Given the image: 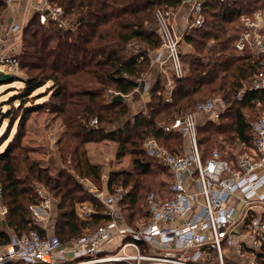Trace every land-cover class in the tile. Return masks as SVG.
<instances>
[{"label":"trees","instance_id":"16d2710c","mask_svg":"<svg viewBox=\"0 0 264 264\" xmlns=\"http://www.w3.org/2000/svg\"><path fill=\"white\" fill-rule=\"evenodd\" d=\"M51 1L63 8L70 27L64 28L55 21L41 23L39 13L32 17L26 30L30 31L38 48V71L23 79V86L17 89L19 105H12L0 115L2 120H9L11 133L14 113L22 111L16 116L23 129L27 117L49 100L39 101L40 98H65L68 92L67 98L78 96L81 100L71 105V113L65 119L68 128L74 129L71 137L78 139L71 155L82 178L100 182L103 176L101 165L89 159L86 147L89 142H116V158L127 157L133 165L131 170L112 169L107 182L110 193L119 185L128 190L118 203L123 222L135 226L149 217L147 199L151 191L144 201L141 192L145 187L155 186L156 190L152 191L162 199L172 195L170 180L173 176L143 147L145 140L155 138L171 152L183 153L185 136L180 131H168L164 126L194 110L197 103L209 95L224 96L228 105L220 118L205 123L199 121L197 136L203 159L217 146L224 157L230 158L231 148H236L238 143L243 148L252 144L250 122L242 109L255 106L258 99L264 104V91L248 90L242 100L237 94L264 70V57L249 51L240 52L235 43L244 30L241 16L264 10V0H208L204 26L190 30L185 36L192 48L181 49L185 77L174 78L172 100L167 101L165 79L159 76L151 87L152 97L146 113L134 110L126 98L136 88L143 87L144 82L138 78L150 69V51L162 44L156 32V8L177 10L182 0ZM68 75L75 76L74 80ZM51 81L50 90H40ZM70 81L77 89L74 92L69 91ZM94 118L97 124L91 125ZM9 133L0 140V186L2 204L7 207L6 217L1 221L5 228H0L2 244L9 243L12 234L22 235L34 229L46 234L42 226L34 222L30 208L40 202L34 193L33 179L43 182L59 199L55 233L63 243H70L112 219L99 199H94L96 209L90 220L81 218L74 202V194L83 188L81 182L69 176L55 177L27 154L23 157V167L20 154L16 152L19 143L12 140L1 148ZM227 149L230 150L227 152Z\"/></svg>","mask_w":264,"mask_h":264},{"label":"built area","instance_id":"2783aa9c","mask_svg":"<svg viewBox=\"0 0 264 264\" xmlns=\"http://www.w3.org/2000/svg\"><path fill=\"white\" fill-rule=\"evenodd\" d=\"M17 1L3 0L10 6ZM207 1L182 0L190 9L182 35L176 30L173 8L155 10L156 32L162 44L154 50L152 62L161 65L167 75L171 73L164 84L167 101L172 100L174 78L186 75L181 43L190 30L204 26ZM28 4L36 5L42 22L47 18L61 21L64 16L62 7L51 0H28ZM241 22L244 30L235 43L236 49L264 57V10L242 15ZM22 30L21 23L0 21L1 65L9 68L19 65L15 56L6 54L5 44ZM147 77L146 72L138 80L145 83ZM248 90L264 91V70L244 85L237 98L242 100ZM256 103L260 105L263 101L258 99ZM227 105L224 96H210L198 102L194 110L164 126L187 137L189 147L181 154L171 152L155 138L145 140L148 153L173 176L169 198L162 199L155 191L149 193L147 219L135 226L119 223L122 214L118 203L128 193L123 185L115 187L108 196L92 190L94 198L104 200L105 213L112 217L109 222L66 244L58 235H43L35 229L14 235L6 245L0 244V249H4L0 252V264H264V113L250 122L252 144L234 152L230 158L214 148L203 159L199 150V116L218 119ZM96 124L97 119H92L91 125ZM85 179L81 178L80 182ZM49 204L45 199L41 207L46 209ZM1 205L0 214L6 215L7 207ZM30 208L34 222L39 224V206L32 204ZM93 212L92 206H85L77 214L90 220ZM117 238L121 241L111 250Z\"/></svg>","mask_w":264,"mask_h":264},{"label":"rangeland","instance_id":"374dc122","mask_svg":"<svg viewBox=\"0 0 264 264\" xmlns=\"http://www.w3.org/2000/svg\"><path fill=\"white\" fill-rule=\"evenodd\" d=\"M5 6H0V21L5 22L7 18L12 19L15 23H21L23 25V30L21 33L13 34L9 38V41L5 44L6 54L13 55L19 60V65L9 68L0 64V73L3 75H9L10 78L0 80V114L2 112H7L12 105L15 107L19 105L18 100H16L17 89L23 86V79H26L29 75L37 73V68L39 65V60L37 56V46L36 42L32 40L30 31L26 30L29 26L30 20L35 14H38V10L33 9L29 10L26 14L23 10L21 15H25L22 20L18 19L16 16L13 17V13L15 12L14 5H6L3 0H0ZM1 5V4H0ZM14 7V8H13ZM63 9V8H62ZM18 11V10H17ZM20 14L18 16H20ZM41 19V23H50L52 21L58 22L64 28L70 27L68 21L63 18L60 20L55 19H45L44 22ZM36 29V28H35ZM26 30V31H25ZM140 44V43H139ZM138 45V44H137ZM154 50L150 51L151 57H154ZM153 61V60H152ZM155 64L151 62V66L149 70H154ZM148 70V71H149ZM147 71V72H148ZM70 80H74L72 75H68ZM77 77V76H76ZM53 83L48 82L46 86H43L41 91H48L52 87ZM47 88V89H46ZM77 89L72 86L70 81L69 91L74 92ZM151 92V91H150ZM131 95L127 97V102L132 103L133 98H136L134 92L130 93ZM68 94H65L64 97L59 98H50L49 96H45L46 98H40L39 101H43L44 99L49 98L48 102L44 107L39 110L32 112L28 117L23 129L20 128V124L18 121V117L16 115L21 114L22 111H17L14 113L15 123L12 128L11 133H9V120H2L0 115V140L3 137H7L9 133V138L2 143L1 148L3 149L8 145L12 140L16 143H19V146L16 147V152L20 154V162L23 163V157L29 155L30 159L36 160L39 164L48 169L50 174L55 177H71L74 181L80 182L82 176L79 174V171L76 169V163L73 162L71 151L75 147L78 139L71 137L73 134L72 131L74 129H69L66 123V115L71 113L69 111L71 105L77 104L81 99L76 96L74 98H67ZM138 96V95H137ZM212 95H209V97ZM152 97V96H151ZM66 99V101H65ZM255 106L251 108H243L242 111L245 113L248 121L251 122L256 119L259 115L264 113V104H257L255 102ZM59 109L57 111L56 109ZM208 117L205 115L199 116V121L205 123L208 121ZM169 125V124H168ZM222 142V141H221ZM236 148H231L232 153L239 152L242 150V144L238 143ZM87 151L89 154L90 161L94 163H98L102 167V179L100 182H95V185L98 188H103L105 180L109 178L110 171L114 168H129L133 169V165L129 161L127 157L122 159L116 158V149L117 144L110 141H100V142H89L87 144ZM144 147V145H143ZM218 147V146H217ZM215 147V148H217ZM219 149V147H218ZM230 149H227V152ZM159 165L160 162L158 161ZM24 167V163L21 164ZM25 170V169H24ZM23 170V171H24ZM33 188L35 189V195L38 196L40 202L37 204L39 208L41 207L42 201L48 199L50 204L47 208L46 217L49 220H52L50 224L54 226V231L56 230V223L59 218V210L58 206V197L54 196V192H52L43 182L37 181L36 179L31 180ZM82 184V182H81ZM83 185V184H82ZM82 190L78 191L74 194V202L76 206L77 201L85 200L89 197L90 192L87 190L85 193L83 191L84 185L82 186ZM152 190H156L155 186L145 187L141 195L146 201V195ZM31 206V205H30ZM41 209V208H40ZM39 209V210H40ZM33 213V212H32ZM40 213V212H39ZM41 214V213H40ZM3 220L0 219V228H5ZM44 224V223H43ZM46 224V223H45ZM48 224V225H50ZM42 226V225H41ZM53 235V234H52ZM54 235H57L54 233ZM0 244L1 241H0ZM7 244V243H6Z\"/></svg>","mask_w":264,"mask_h":264},{"label":"crops","instance_id":"0c3cea01","mask_svg":"<svg viewBox=\"0 0 264 264\" xmlns=\"http://www.w3.org/2000/svg\"><path fill=\"white\" fill-rule=\"evenodd\" d=\"M14 7H15V12L12 14L13 17H17L18 19L22 20L23 15H21L20 13H22V11L24 10L25 11V14L29 11V10H32L35 9L36 10V5H31V4H28V0H18L16 2V4H14ZM13 7V8H14ZM18 10V11H17ZM189 5L186 4V3H183L181 5V7H179L177 10H175V24H176V30L177 32L182 35L185 33V30H186V26H187V17L189 15ZM20 14V16H18ZM14 19H12L13 21ZM7 22H11L9 18H7V20H5ZM185 39V37H184ZM192 47L190 44L186 43V41H182L181 43V49L183 50H190ZM155 55V53H154ZM163 67L161 65H158V64H155V69L154 70H149L147 73H148V77H147V81H145V83L143 84V87H138L134 90V94L136 95V98H133V101L131 103V105L133 106V109L134 110H141L143 112H147V104L148 102L151 100V87L152 85L154 84V82L156 81V79H158L159 76H162L164 79H165V82L167 81L168 79V76L171 75L170 72H168V75L166 74V72L162 71ZM131 94H129L127 97H129ZM138 95V96H137ZM186 139V143L184 145V151L189 147V142H188V139L187 137H185ZM114 142V141H112ZM158 142V140H157ZM116 143V142H114ZM159 143V142H158ZM117 144V143H116ZM160 144V143H159ZM162 145V144H160ZM164 146V145H162ZM165 148H167L166 146H164ZM117 148H118V144H117ZM168 149V148H167ZM169 150V149H168ZM117 151V149H116ZM92 162V161H91ZM94 163V162H93ZM119 168H114V170H119ZM130 170V169H129ZM102 179L104 180V177H102ZM109 179V178H108ZM108 179H106L104 182V186L103 188H98L94 181L90 178H87L85 180L82 181V184L84 185V189L83 191L86 193L87 190L90 192L89 194V197L85 200H82V201H77L76 202V211L79 213L80 210L82 209V207H85V206H92L93 209H94V212H95V209L96 207L94 206V199H97V198H94L93 195H92V190H98V191H101L103 192V195L104 196H108L109 194H111L109 191H108V186H107V182H108ZM100 200V199H99ZM102 203H104V200H100ZM2 203H0V206ZM105 204V203H104ZM106 205V204H105ZM107 207V206H106ZM41 208V209H40ZM38 208V211L41 213V216H40V222L39 224L42 225V228L44 229L45 233L46 234H54L55 231H54V226H52V224H50V222L52 220H49L47 219L46 217L48 216L47 214V208H43V207H40ZM119 208V207H118ZM40 209V210H39ZM93 212V213H94ZM93 215V214H92ZM6 217V215H3V214H0V219L1 220H4ZM42 218V219H41ZM122 218H123V215H122ZM122 218L119 219V223L121 225H128L126 224V222H123ZM44 223V224H43ZM46 223V224H45ZM50 224V225H48ZM15 234H12V236H14ZM121 241V238H117L110 246L111 250L115 249L118 244L120 243ZM4 245V244H3ZM6 245V244H5ZM1 246V245H0ZM4 249H0V252H2Z\"/></svg>","mask_w":264,"mask_h":264},{"label":"water","instance_id":"95a60500","mask_svg":"<svg viewBox=\"0 0 264 264\" xmlns=\"http://www.w3.org/2000/svg\"><path fill=\"white\" fill-rule=\"evenodd\" d=\"M7 78H10V76L6 74V75L1 76L0 80L7 79Z\"/></svg>","mask_w":264,"mask_h":264}]
</instances>
